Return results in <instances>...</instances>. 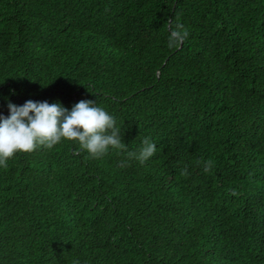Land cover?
Here are the masks:
<instances>
[{"label":"trees","instance_id":"1","mask_svg":"<svg viewBox=\"0 0 264 264\" xmlns=\"http://www.w3.org/2000/svg\"><path fill=\"white\" fill-rule=\"evenodd\" d=\"M29 100L92 101L157 151L17 153L0 264H264V0H0V116Z\"/></svg>","mask_w":264,"mask_h":264},{"label":"clouds","instance_id":"2","mask_svg":"<svg viewBox=\"0 0 264 264\" xmlns=\"http://www.w3.org/2000/svg\"><path fill=\"white\" fill-rule=\"evenodd\" d=\"M167 25L168 47H179L189 36L188 30L180 23L173 26L172 21ZM8 108L10 115L0 116V167L5 169L17 153H30L38 147L52 149L62 141L77 142L93 158L106 155L110 148L124 152L126 158L119 163L122 168L131 159L143 164L157 151L156 144L145 138L138 153L128 152L115 117L92 101H80L71 111L59 103L31 100L22 106L9 102ZM212 166L211 160L204 161L203 170L207 173Z\"/></svg>","mask_w":264,"mask_h":264}]
</instances>
